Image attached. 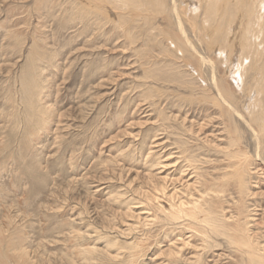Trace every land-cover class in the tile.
Listing matches in <instances>:
<instances>
[{
    "label": "rangeland",
    "instance_id": "obj_1",
    "mask_svg": "<svg viewBox=\"0 0 264 264\" xmlns=\"http://www.w3.org/2000/svg\"><path fill=\"white\" fill-rule=\"evenodd\" d=\"M164 1L165 11L148 7L154 15L134 21L135 11L96 0H0V264H249L227 234L243 214L264 249V156L257 161L236 118L254 173L242 214L227 156L237 134L212 104L210 72L164 53L173 46L163 35L177 32L171 9L188 20L193 0ZM185 26L202 63L214 62L236 90ZM32 49L41 55L34 78ZM259 63L264 73V54ZM32 79L50 112L44 128L24 108L22 85ZM163 186L199 207L197 219L170 221L169 202L154 199ZM211 188L220 193L208 205Z\"/></svg>",
    "mask_w": 264,
    "mask_h": 264
},
{
    "label": "bare ground",
    "instance_id": "obj_2",
    "mask_svg": "<svg viewBox=\"0 0 264 264\" xmlns=\"http://www.w3.org/2000/svg\"><path fill=\"white\" fill-rule=\"evenodd\" d=\"M96 1L99 2L98 7L108 4L115 10L119 9L128 11L129 9L130 11H135L136 13L130 15L131 20L134 21L137 20V17L142 18V20H146V16L143 15V17L139 13L140 11H148L147 16L151 17L154 12H160H158V9H164L166 8L165 6L168 5H166V1L164 0ZM234 1L235 3H233L232 0H193L190 5H186L188 7V12L191 15L189 19L187 18L188 20H183L185 17L182 19L178 8H176V10L172 8L170 12L174 16V22H176V25L174 26H177V28L175 27L177 29V32L164 34L163 37L165 36L164 39L170 42V46H173L171 51L170 47L164 50L165 54H167V52L169 54L170 52H172V54L174 53L173 55L175 56H177L176 54H178L183 60H185V55H188L190 58L199 61L201 63V67H203V65L207 66L210 72V87L213 92L209 95L212 97L210 99H213L212 104L218 109V111L228 116V120H230L234 126V133L237 134L235 139H229L231 141L230 147H233L235 149L229 151L227 153V156L229 157V160L231 162V164L229 162L228 167L231 166L233 168V181L237 189L236 193H238L240 200V202H238L240 206L239 211L241 210L243 214L245 208L244 205L248 201L247 199H250V197L252 196V194L250 193L249 181L250 179H252L251 175H253L254 173L251 174L250 169L252 162L251 156H249L246 150H244L240 146V137L238 136L237 131V124H239V121H237L236 118H238V120L242 122V124L250 131L253 137V144L256 146L255 157L257 158V161H263V159L261 158H263L264 152L261 147L264 144V73L262 72V67L259 61L264 54V0ZM231 3H233V7H231ZM148 7H152V9H155V11L153 12V10H150V12L149 10H146L148 9ZM231 11L235 14L239 13V18L237 17L236 19L235 15L231 14ZM149 12L152 14H150ZM130 17L128 19H130ZM198 20H200V23H198ZM184 24H188L189 30L192 31L193 34H195L196 40L205 47V50L209 54H215V58L219 60L221 64H224V76L233 82L236 90H234V88L227 83L228 81H223V77H220L218 79L217 68L215 67L213 61V63H202V60H204L205 62L207 61L206 59H204V57L199 55V53L195 49L194 43L191 42L187 37V26H185ZM125 34L127 36L129 35L127 31H125ZM29 59L27 61H30L29 67L30 69H32L30 77L34 78L37 75V60L41 59V55L37 53L36 49H32L29 54ZM185 66H188L190 69H192V71L195 72L196 77H199V79H201V72L194 69L189 62L186 61ZM250 71L253 73V75L249 84L246 82V78H249L248 72ZM147 74H152L150 69H147ZM205 86L207 85L205 84ZM22 87L24 89L22 96L24 108L25 112H27L29 116L28 123L31 124L33 122H36L35 120L39 122L40 120V123L44 128L47 125V119L50 115V112L44 111L42 106L40 107L43 94L41 90L43 88H41L36 79H32V81L29 83H24ZM211 90L204 89L203 92L209 91L210 93ZM237 95H242L245 99L243 109L247 114V119L243 115H241L237 109ZM41 125L39 127H41ZM28 135H30V133ZM171 191H173L172 194H170V192H166V187L163 186V188H160V191L157 192L158 195L154 198L156 201L162 198L166 199L169 202L170 221L174 222L183 219L185 221L187 220L191 222V220H196L197 216L195 212L197 209H199V207H190L187 206V203L180 202L179 200L176 201L178 192H176L175 189L173 190V188ZM206 192V197L209 198L207 199V204L209 205L216 202L215 198L217 200L218 197L215 195H218L220 192L213 190V188H211L210 190L207 189ZM210 207L211 205L207 209V214L209 216L212 214ZM219 211L222 213L221 207ZM247 215L248 214L244 216V221L241 223V225L239 224V220H241L242 216H240V219L234 222L235 227L230 228V230L228 229L227 234H229L230 240L233 242L232 244H234L238 248V251L242 253L244 257H246V260L249 264H264V249H262L258 244H255V242H253L252 238L248 234L250 231L248 225L249 223H251V221L249 220L250 216ZM226 224L228 227V223ZM89 251L87 252L88 254H85L89 255L91 253V251ZM85 254L84 256H86Z\"/></svg>",
    "mask_w": 264,
    "mask_h": 264
}]
</instances>
